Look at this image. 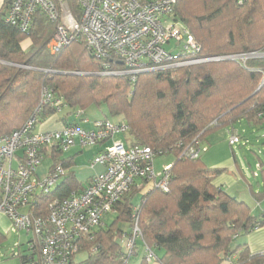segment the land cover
<instances>
[{"label": "trees", "instance_id": "16d2710c", "mask_svg": "<svg viewBox=\"0 0 264 264\" xmlns=\"http://www.w3.org/2000/svg\"><path fill=\"white\" fill-rule=\"evenodd\" d=\"M68 1L78 14L77 0ZM7 10L5 0L0 10V137L21 129L36 114L46 87L63 98L67 115L79 118L89 107L105 105L106 119H119L114 122L129 127L126 143L163 152L173 149L167 153L175 156L167 188L140 180L114 206L111 223L105 221L92 239L83 238L81 251L88 252L87 259L76 262L78 252L71 264H129L139 254L137 238L154 254L149 260L145 251L139 264H224L234 255L239 264H264L262 251L251 252L241 241L234 244L242 234L264 227V211L254 214L245 201L224 194L214 183L226 168L211 167L202 157L183 156L195 139L204 141L218 128H233L242 120L249 126L264 125V57L156 69L139 74L134 82L127 75L102 74L103 61L90 53L84 40L51 53L47 45L56 22L39 11L24 33L6 21ZM173 15L201 45V56L264 53V0H176ZM107 62L121 68L116 61ZM55 113V108L44 106L38 123ZM76 117L67 124H80ZM53 161L76 165L74 156L60 153L53 155ZM260 168L263 189L256 191L250 185L258 201L264 198L262 163ZM151 182L153 186L136 203V196ZM82 188L74 173L67 172L50 195L35 200L34 214H45L52 200L66 199ZM6 237L0 232V244ZM132 239L135 247L129 251ZM17 255L24 259L22 253Z\"/></svg>", "mask_w": 264, "mask_h": 264}, {"label": "built area", "instance_id": "2783aa9c", "mask_svg": "<svg viewBox=\"0 0 264 264\" xmlns=\"http://www.w3.org/2000/svg\"><path fill=\"white\" fill-rule=\"evenodd\" d=\"M6 1V21L24 33L30 31L39 11L57 23L47 45L51 53L84 40L90 53L103 61L102 74L127 75L134 82L139 74L156 69L264 57L263 52L201 56V45L192 33L173 19L176 0H77L78 14L68 0ZM177 48L179 52L174 55ZM107 60L116 61L121 68H115ZM64 105L63 98L45 87L36 114L21 129L0 137V213L10 220L14 232L29 236L28 252L21 264H71L82 249L83 238H93L114 206L140 180L154 181L157 187L167 188L171 164L158 170L155 159L173 149L156 151L150 146H131L116 139L118 133L128 131L124 123L103 118L89 129L72 123L57 130H37L38 115L44 106L60 113ZM107 140L111 143L91 160L92 165L100 164L105 169L66 199L52 200L45 214L35 215V200L50 195L69 171L62 161H54L48 172L40 176L37 170L43 161L75 146L84 148ZM241 142V134L230 128L229 144ZM246 142L247 139L243 143ZM201 152L202 143L195 139L183 156L197 159ZM134 219V236L138 237L141 236L138 217L135 215ZM134 247L132 239L127 249L133 251ZM145 251L149 260L154 258L148 247ZM262 255L264 258V250ZM224 264H239L237 256L228 258Z\"/></svg>", "mask_w": 264, "mask_h": 264}, {"label": "rangeland", "instance_id": "374dc122", "mask_svg": "<svg viewBox=\"0 0 264 264\" xmlns=\"http://www.w3.org/2000/svg\"><path fill=\"white\" fill-rule=\"evenodd\" d=\"M106 110L107 108L105 105H102L101 107L91 106L86 110L85 117L105 115V113H107ZM112 119L114 121L119 120L114 118ZM41 124L42 123H38L37 127L40 128ZM244 125V123L239 122L235 125L236 128L235 126L233 127L244 136L241 143L235 144L233 146L229 144V127L218 128L210 133L204 141H201V157L205 156L206 154L204 157L205 161L209 157L213 159V161H219V163H222V167H228V172H230V175L233 176L236 181H238V185H236V187L228 194L231 193L232 196L245 201L252 208L254 214L259 215L264 211V198H261L260 201L256 200L251 194L250 185L256 191L263 189V173L261 171L260 165L262 163V166L264 167V125L262 127H249V131L244 129L246 127ZM246 139H248V142L244 144L243 142H245ZM75 147H72L70 151L62 154L61 156L67 157L76 153L78 148ZM98 147L99 145L86 146L82 149V154L78 155L76 161L78 168L76 172L79 180H82L88 174L89 169L91 168V160L93 159L94 152ZM209 148L210 151L207 153ZM174 158L175 156L172 153L159 155L155 159L156 169L162 164H171ZM50 162L51 160H49L47 157L45 159L44 165L47 166L50 164ZM207 165L210 166L208 163ZM230 166H233L234 168L236 167V171H238L239 174L236 172L235 175H233V169L230 168ZM152 186L153 182L149 183L145 189L140 191V194H138L135 198V202L139 203L145 192H147ZM1 215L4 214L0 213V217ZM114 216V213H110L106 217V223H111V221L114 219ZM7 220L9 222L8 228H5V235L7 237L4 242L0 244V264H21V258L17 254L19 252H21L23 255L27 254V243L29 236L26 235L25 232H14L12 229L13 227H11L10 220L8 218ZM124 228L131 230V227H128L127 225H124ZM245 236L247 235L242 234L238 239H236L234 244H238L239 241H242L243 243ZM136 244L137 247H139V249L136 248L139 250V254L138 256L132 257L129 264H139L142 256L145 253V249L140 238L136 239ZM87 257L88 252L81 251L75 256L74 260L76 262H81L87 259Z\"/></svg>", "mask_w": 264, "mask_h": 264}, {"label": "crops", "instance_id": "0c3cea01", "mask_svg": "<svg viewBox=\"0 0 264 264\" xmlns=\"http://www.w3.org/2000/svg\"><path fill=\"white\" fill-rule=\"evenodd\" d=\"M4 2H5V0H0V10L3 8ZM24 44H25V47H28L29 42L26 41ZM67 110L68 109H65V110L61 111L60 113H55L54 115L48 117L46 120H44L42 122V124L40 125V128L37 127V130H39V131L57 130V129H61L67 123L72 122V120L75 119L76 116L74 114H72L71 116L67 115L68 114ZM105 116L106 115H100V116H95V117H90V116L85 117V114H84L83 116H81L79 118L76 117V118L78 119V122L83 127L89 129L92 127L93 122L95 120L103 119V118H105ZM244 121L245 120H242L240 122L244 123L245 124L244 126H246L244 129L249 131L248 130L249 127H252V126H249L247 124V122H244ZM235 128H236V126H235ZM115 138L119 139V140H123L125 142L127 141L126 135L124 133H118L115 136ZM110 143H111V140H107V141H103L99 144L93 145V146L99 145V147L94 152V156L97 153H99L101 150L105 149ZM75 148H78L77 152L70 155V156H74L75 161H77V157H78V155L82 154L83 148L80 146H76ZM210 148L207 150V153L210 151ZM205 156H206V154H205ZM205 156L202 157V159L204 161H205V159H204ZM50 160H51V162L49 165L45 166L44 165L45 160H44L43 163L38 167L37 172L40 176H43L44 174H46L48 172L49 168L52 166L54 161H53V159H50ZM207 160L205 161V163L210 164L211 167H222V165H221L222 163H219V161L218 162L213 161V159H211L209 157L207 158ZM90 165H91V168L89 169L88 174L82 180H79V178L77 177V172H76L77 168H78L77 162H76V165H72V166L68 167V169H69L68 172L74 173L77 180L83 185V187H85L92 176L102 172L105 169L104 166H102L100 164H95V165L90 164ZM164 165L165 164H162L159 167L160 169L159 168H157V169L161 170ZM222 168H226L227 172H224L220 176L215 178L214 183L222 188V192L224 194L231 195V193L230 194H228V193L231 190H233L236 187V185H238V181H236V179L230 175V172H228L229 171L228 167H222ZM230 168L233 169L232 170L233 175H235L236 172L238 173V171H236L237 170L236 167L234 168L233 166H230ZM111 213H113V212H111ZM8 225H9V222H8L6 216L1 215V217H0V232L5 233V228H8ZM243 242L248 245L251 252L263 251L264 250V227H261V228L257 229L256 231L252 232L251 234L245 236ZM153 264H156V263H153Z\"/></svg>", "mask_w": 264, "mask_h": 264}, {"label": "water", "instance_id": "95a60500", "mask_svg": "<svg viewBox=\"0 0 264 264\" xmlns=\"http://www.w3.org/2000/svg\"><path fill=\"white\" fill-rule=\"evenodd\" d=\"M264 83V81L262 82V84Z\"/></svg>", "mask_w": 264, "mask_h": 264}]
</instances>
